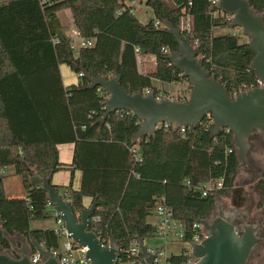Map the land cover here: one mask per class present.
<instances>
[{
	"label": "trees",
	"instance_id": "obj_1",
	"mask_svg": "<svg viewBox=\"0 0 264 264\" xmlns=\"http://www.w3.org/2000/svg\"><path fill=\"white\" fill-rule=\"evenodd\" d=\"M248 1L264 17V0ZM145 5L154 13L147 24L126 0H0V171L13 168L25 190V197L9 198L0 182V225L10 236L28 241L32 236L46 249L60 250L61 237L54 229H33L31 224L49 218L41 179L61 171L71 173L69 185L51 184L76 214L84 198L98 199L99 222L91 230L104 243L112 236L119 242L117 264L129 258L137 237L144 242L157 238L153 218L159 204L172 211L187 240L196 221L212 217L216 196H227L234 187L240 167L233 136L224 131L212 138L211 116L183 131L162 124L153 137L133 142L141 123L132 113L117 112L102 124L105 92L87 89L85 77L76 85L63 84L60 66L66 65L77 75L119 74L129 93L154 91L160 98L153 81L188 82L167 59L178 46L163 32L164 22L180 27L190 17L189 34L211 77L231 95L257 85L249 70L255 55L249 41L242 40L247 37L242 30L216 36L215 30L229 23L208 0H145ZM65 10L92 47L74 51L59 17ZM137 50L155 58L152 73L139 71ZM66 144L75 147L70 165L59 160L58 146ZM75 171L82 173L79 190L73 189ZM212 179H222L223 188L203 197L199 187ZM255 190L257 208L264 209V168ZM3 250L18 257L8 240ZM169 260L182 261L174 255Z\"/></svg>",
	"mask_w": 264,
	"mask_h": 264
},
{
	"label": "water",
	"instance_id": "obj_2",
	"mask_svg": "<svg viewBox=\"0 0 264 264\" xmlns=\"http://www.w3.org/2000/svg\"><path fill=\"white\" fill-rule=\"evenodd\" d=\"M217 9L231 16V29H241L249 39V46L254 59L249 66L255 77L264 82V17L256 11L248 0H219ZM163 32L172 36L178 46L177 52L167 57L171 65L188 80L191 92L186 102L170 98L156 97L154 91L149 93H129L121 84V76L116 74L110 78L102 75L91 76L83 72L89 85L87 89H102L106 96L105 114L101 120L105 124L107 118L117 112L132 113L141 123L132 141L137 142L144 137H153L159 127L185 129L197 127L203 120L211 116L214 128L211 137L215 138L225 129L232 133V144L236 150L239 167H250L251 136L259 131L264 133V86L249 88L233 96L228 90L209 74L198 58L197 46L180 27L164 22ZM53 174L42 178V189L47 193L55 217L64 224L70 240L81 249H86L88 264H117L120 256V245L114 236L110 245L104 243L91 230L92 218L95 217L99 205L95 198L89 208L83 207L76 214L69 201L56 192L52 186ZM3 180L0 171V182ZM215 219H200L207 232V238L198 245H193L192 257L195 264H248L255 250L264 245V238L257 237L262 225H247L243 234H239L233 225L232 215L221 209ZM5 228L0 225V264H33L31 256L38 254L42 260L36 264H60L59 258L46 249L32 236L31 246L22 243L18 257L3 250V244L9 238ZM24 241L26 240L23 237ZM142 259L140 264H153L159 251H148L144 240L137 237ZM17 249L16 247H14Z\"/></svg>",
	"mask_w": 264,
	"mask_h": 264
},
{
	"label": "rangeland",
	"instance_id": "obj_3",
	"mask_svg": "<svg viewBox=\"0 0 264 264\" xmlns=\"http://www.w3.org/2000/svg\"><path fill=\"white\" fill-rule=\"evenodd\" d=\"M167 3H170L171 0H164ZM134 14L138 18V20L142 24H147L150 20L154 19V13L153 11L148 8L145 5V0H142L140 3H135L133 5ZM218 15V14H217ZM60 19L63 25L66 28V34L69 38L73 40V45L75 46V50L77 51L80 47V40H76L75 33L77 32L75 29L74 21L72 18V15L69 11L65 10L60 13ZM189 22L187 18H183L180 24V28L185 32L188 33L190 30ZM241 29H231L229 26L226 28H220L215 30L216 36H224L231 33H239ZM242 40L249 41L248 38H243ZM195 43V42H194ZM199 58V57H198ZM200 59V58H199ZM138 60V68L139 71L143 74H149L154 71L156 68V60L154 57L148 56V55H139L137 57ZM63 68L67 69L69 71V75L67 77L66 74H64V80L66 84H70V82H78L79 77L76 73H73L71 69H69L68 66H63ZM154 87L160 91V98H170L172 100L178 101L180 98L187 97L189 98L191 88L189 86L188 82H181L179 84H169L164 82H157L156 80L153 81ZM159 88V89H158ZM249 163L250 167L242 166L239 168L235 182H234V188H240L244 184L247 193H249L250 199L253 200V204L251 207V218L250 220L254 223L255 220L261 219V224H263L264 221V209H258L257 204L259 201V194L256 192L255 187L258 183V180L260 178V175L264 168V146L256 147L251 141V151L249 154ZM251 168V169H250ZM253 172V173H252ZM3 176L5 177L7 183L11 184L16 190V193L21 192L22 182L21 179L17 176H14V169L13 168H6L3 171ZM244 187V186H243ZM20 194V193H19ZM17 195L19 197L20 195ZM47 214L49 215V218L42 221H34L32 222L31 226L32 228L40 229V228H49V229H57L59 225L57 224V220L54 217V210L53 207H48ZM153 220L158 221V217L155 214ZM47 227H40L41 224H46ZM13 236H9L8 241L11 243ZM65 237H61L60 245L61 248L63 244L66 242ZM22 243H28V240H23ZM145 244L150 249L155 248H163V250L166 252L167 255H180L185 248L184 244L181 242H169L164 243L161 239L156 240H148L145 242ZM12 246V244H11ZM20 244H18V247L16 250H14L15 254L19 255L20 250ZM13 250V249H12ZM11 250V251H12ZM249 264H264V245L260 246L258 250L254 253L253 257L251 258Z\"/></svg>",
	"mask_w": 264,
	"mask_h": 264
},
{
	"label": "built area",
	"instance_id": "obj_4",
	"mask_svg": "<svg viewBox=\"0 0 264 264\" xmlns=\"http://www.w3.org/2000/svg\"><path fill=\"white\" fill-rule=\"evenodd\" d=\"M142 0H126V2L130 5H134L135 3H140ZM210 7L212 9H216V13H221L217 7L219 5V0H208ZM215 13V14H216ZM225 16L226 21L230 23L232 21V17L223 14ZM188 22H189V27L191 31V19L190 17H187ZM184 32V31H183ZM186 33V34H189ZM185 33V32H184ZM75 39L80 40V47H92L93 42L92 41H86L83 40L78 32H75ZM196 44V43H195ZM197 46V44H196ZM79 47V48H80ZM72 48L74 49L75 46L72 45ZM75 50V49H74ZM165 54H168L167 50H164ZM141 55L140 51L137 50V57ZM79 79L84 77V74L81 72L78 74ZM264 82L260 81L257 79V85L254 87H247L243 86L240 88V90L235 93L233 96H236L246 89L249 88H255V87H263ZM150 91H147L146 93H149ZM166 127H169L165 125ZM175 127V126H173ZM177 128V127H176ZM183 131L184 129L181 128ZM225 132H230L228 129L224 130ZM231 133V132H230ZM234 149H230L228 152L232 153ZM224 181L222 179L216 180L212 179L204 184H202L199 187V190L202 192L203 197H207L209 195H215L219 190L223 188ZM189 185V183L187 184ZM49 207H52L51 203H48ZM155 214L158 217V223H157V238L156 239H161L164 241V243H169V242H181L184 244L185 248L183 249L182 253L180 255H174L178 258H180L182 261L180 263H174L171 262L169 259L172 255H167L166 252L163 250V248H155V249H150L148 246V251L151 253H155L159 251L158 256L155 258L153 264H195L197 260H195L192 257V250H193V245H198L201 244L206 238H207V232L204 229L203 225L200 224L198 221H196L192 227V234L191 237H189L186 240V232L184 231V228L182 224L175 220L173 218V213L172 211L164 204L161 203L157 206ZM57 224L59 227L55 229V233L59 235L60 237H65L67 240L63 244L62 248H60L59 251L53 252V255L57 258H59L60 264H88V261L86 259V249H81L77 244L73 243L67 231L65 230L64 224L59 218H56ZM99 222V218L96 216L92 218V225ZM155 239V240H156ZM145 243V242H144ZM192 243H194L192 245ZM107 245H110V243H106ZM142 259L141 256V251L139 248V243L138 240L135 239L131 242L129 246V258L126 261H121L119 264H140V261ZM41 263L42 260L40 256L36 253L31 256V262L33 264H36V262Z\"/></svg>",
	"mask_w": 264,
	"mask_h": 264
},
{
	"label": "flooded vegetation",
	"instance_id": "obj_5",
	"mask_svg": "<svg viewBox=\"0 0 264 264\" xmlns=\"http://www.w3.org/2000/svg\"><path fill=\"white\" fill-rule=\"evenodd\" d=\"M251 139L256 147L264 146V133L256 131L251 136ZM245 185L246 184L243 185L244 187L242 186L236 189L233 187L227 196H223V197L216 196V199H215L216 202H215V207L213 210V215L210 218V219H215L218 217L219 212H220L218 204L220 202L221 209L223 210V212L227 215H232L233 225L237 227L240 235L243 234V230L247 225L254 226L257 223L261 224V219L255 220L254 223L250 220L251 215H252L251 207L253 204V200L250 199L249 193H247ZM257 237L264 238L263 227L260 228L259 232L257 233ZM23 240L24 239L22 238V236H19L18 234L14 235L12 242H11L13 251L16 250L14 247L17 248L18 244H21ZM257 250L253 252L251 258L253 257L254 253Z\"/></svg>",
	"mask_w": 264,
	"mask_h": 264
},
{
	"label": "crops",
	"instance_id": "obj_6",
	"mask_svg": "<svg viewBox=\"0 0 264 264\" xmlns=\"http://www.w3.org/2000/svg\"><path fill=\"white\" fill-rule=\"evenodd\" d=\"M65 32H66V28H65ZM63 66H65V65L60 66V72H61V76H62V79H63L64 86L65 87H69L71 85H76L78 82L77 83L76 82L75 83L74 82H70V84H66L65 83L64 74H66L67 77H68L69 71L67 69L63 68ZM74 149H75V147L72 144H66V145L58 146L59 160H60V162L62 164L70 165L72 163L73 156H74ZM2 176H3V172H2ZM70 181H71V173L69 171H61V172L55 173V174H53V177H52V184L53 185L67 186V185H69ZM81 182H82V173L80 171H75L74 177H73V189L74 190H79L80 187H81ZM3 185H4L5 193H6V195L9 198H23V197H25V190H24L23 184H22V187H21V192H19L20 194L16 193L17 189H15L11 184L7 183V181H6L4 176H3ZM18 194L20 195L19 197H17ZM92 201L93 200L91 198H84V200H83L84 207L85 208H89L91 203H92ZM47 223L48 222H46V224H41L40 227H47L46 226ZM33 229H36V228H33ZM40 229H49V228H40ZM26 244L28 246H31L29 241Z\"/></svg>",
	"mask_w": 264,
	"mask_h": 264
}]
</instances>
